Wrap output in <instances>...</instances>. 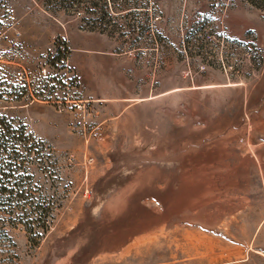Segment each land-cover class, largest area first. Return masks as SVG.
I'll list each match as a JSON object with an SVG mask.
<instances>
[{"label":"rangeland","instance_id":"rangeland-1","mask_svg":"<svg viewBox=\"0 0 264 264\" xmlns=\"http://www.w3.org/2000/svg\"><path fill=\"white\" fill-rule=\"evenodd\" d=\"M0 114V264H264V0H0Z\"/></svg>","mask_w":264,"mask_h":264},{"label":"trees","instance_id":"trees-1","mask_svg":"<svg viewBox=\"0 0 264 264\" xmlns=\"http://www.w3.org/2000/svg\"><path fill=\"white\" fill-rule=\"evenodd\" d=\"M17 121L18 123L15 124L13 120L0 114V163H3L0 164V185L6 183L8 179L11 180L19 170V167L9 165L7 162L19 161L22 156L20 153V147L23 143H35L34 137L29 133L27 125L22 121ZM26 151V154L31 155L33 153L30 149H27ZM0 192L10 193L12 195L15 194L14 191H9L7 188H1ZM19 197L21 201L27 200L24 192L20 193ZM28 202L30 201L27 200V203ZM31 206L34 207L32 203Z\"/></svg>","mask_w":264,"mask_h":264},{"label":"crops","instance_id":"crops-1","mask_svg":"<svg viewBox=\"0 0 264 264\" xmlns=\"http://www.w3.org/2000/svg\"><path fill=\"white\" fill-rule=\"evenodd\" d=\"M32 106L33 107H31V116L33 117V119H36L37 113L39 112L40 108L38 107V105H32Z\"/></svg>","mask_w":264,"mask_h":264},{"label":"built area","instance_id":"built-area-1","mask_svg":"<svg viewBox=\"0 0 264 264\" xmlns=\"http://www.w3.org/2000/svg\"><path fill=\"white\" fill-rule=\"evenodd\" d=\"M79 107V106H78ZM79 108H81V107H79Z\"/></svg>","mask_w":264,"mask_h":264}]
</instances>
